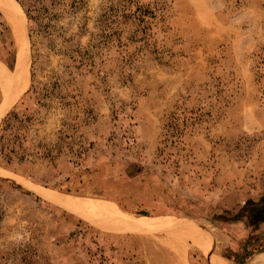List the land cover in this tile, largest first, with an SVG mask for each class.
<instances>
[{"label":"rangeland","instance_id":"374dc122","mask_svg":"<svg viewBox=\"0 0 264 264\" xmlns=\"http://www.w3.org/2000/svg\"><path fill=\"white\" fill-rule=\"evenodd\" d=\"M17 2L28 85L0 135L28 155L0 158V264H179L159 234L39 190L188 230L182 264H261L264 0Z\"/></svg>","mask_w":264,"mask_h":264},{"label":"bare ground","instance_id":"6f19581e","mask_svg":"<svg viewBox=\"0 0 264 264\" xmlns=\"http://www.w3.org/2000/svg\"><path fill=\"white\" fill-rule=\"evenodd\" d=\"M0 26L8 28V35L15 47L13 66L9 68L0 62V91L2 95L0 112H2L16 101L28 85L29 47L26 38L25 15L17 0H0ZM8 175L10 174L7 173ZM39 192L54 203L89 219L135 227L139 230L146 229L144 233L152 236L159 234L160 240L174 251V256L176 255L179 264L184 261V247L189 242L192 246L196 244L188 230L172 224L151 221L142 215L124 209H115L99 200L65 196L48 190H39ZM258 263L264 264V256L258 259Z\"/></svg>","mask_w":264,"mask_h":264},{"label":"trees","instance_id":"16d2710c","mask_svg":"<svg viewBox=\"0 0 264 264\" xmlns=\"http://www.w3.org/2000/svg\"><path fill=\"white\" fill-rule=\"evenodd\" d=\"M29 16V15H28ZM1 32V31H0ZM19 115L15 112H9L8 117L5 118V120L3 119L2 123L5 124V128H12L13 125L9 122L10 120L14 119L17 120L18 123H22L23 120H20ZM28 119V117H27ZM4 128V129H5ZM20 128V127H18ZM5 135L2 133L0 135V158H2V162L4 163V166L9 167L12 165H20L23 164L26 156L28 155L25 151L24 154L19 155V151L18 149H16L15 147H13V145H10L11 140H8L6 143L3 142V139H5ZM18 148L21 145H16ZM43 156H48V153L44 152L42 153Z\"/></svg>","mask_w":264,"mask_h":264},{"label":"flooded vegetation","instance_id":"af4514ba","mask_svg":"<svg viewBox=\"0 0 264 264\" xmlns=\"http://www.w3.org/2000/svg\"><path fill=\"white\" fill-rule=\"evenodd\" d=\"M263 221H264V219H263Z\"/></svg>","mask_w":264,"mask_h":264}]
</instances>
